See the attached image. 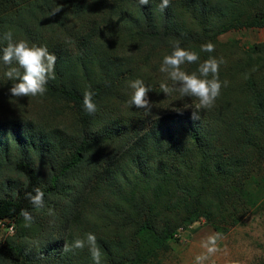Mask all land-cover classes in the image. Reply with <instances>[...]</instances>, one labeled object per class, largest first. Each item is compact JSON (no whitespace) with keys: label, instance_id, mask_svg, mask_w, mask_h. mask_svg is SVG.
Segmentation results:
<instances>
[{"label":"trees","instance_id":"trees-1","mask_svg":"<svg viewBox=\"0 0 264 264\" xmlns=\"http://www.w3.org/2000/svg\"><path fill=\"white\" fill-rule=\"evenodd\" d=\"M160 3L0 0V34L57 58L42 97L9 96L14 81L0 63V222L16 231L0 264H93L87 246L62 251L88 233L102 264H149L182 230L204 220L225 237L264 201V43L219 41L264 29V0ZM177 41L201 61L224 58L219 77L228 85L211 109L161 92L172 82L159 68ZM207 42L211 54L200 52ZM137 78L151 89L150 112L128 103ZM85 91L95 114L83 108ZM34 111L44 114L40 125ZM37 188L39 210L27 196ZM21 210L32 213L31 226Z\"/></svg>","mask_w":264,"mask_h":264},{"label":"clouds","instance_id":"clouds-1","mask_svg":"<svg viewBox=\"0 0 264 264\" xmlns=\"http://www.w3.org/2000/svg\"><path fill=\"white\" fill-rule=\"evenodd\" d=\"M139 5H149V0H138ZM170 0H161L159 7L163 10L169 7ZM0 63L6 66L4 77L9 81H14L8 88V95L11 97H42L46 91L49 79L54 78L56 56L47 47L29 44L26 40H14L13 33L6 31L0 34ZM215 45L207 42L200 45V52L213 53ZM225 63L223 57L209 55L207 59L201 61L200 53L180 46L177 41L172 45L169 54L163 56L159 71L165 73L167 80L172 82L171 86L167 82L160 84L161 92L166 96L173 92H178L180 97L195 98L198 101L197 110L211 109L215 101L221 94L223 87H227L228 81H221L219 77L220 66ZM197 64V69L191 73L182 70V65ZM132 90L129 105L137 109L151 111L149 93L151 89L142 79H135L129 82ZM83 108L88 114H95L97 105L93 101V93L85 91L83 94ZM192 118L198 119L196 111H192ZM29 202L34 209L45 207L44 192L39 188L35 189V194H27ZM48 214L53 215L51 208ZM20 215L25 221V227L31 226L34 217L28 210H21ZM9 234H14V228L8 230ZM223 237L220 233H213L201 242L204 251L197 255L193 264H207L209 258L219 251L218 242ZM87 246L93 264H102V252L97 245L95 234H86V239H75L71 245L64 244V253L72 252L76 249H84Z\"/></svg>","mask_w":264,"mask_h":264},{"label":"rangeland","instance_id":"rangeland-1","mask_svg":"<svg viewBox=\"0 0 264 264\" xmlns=\"http://www.w3.org/2000/svg\"><path fill=\"white\" fill-rule=\"evenodd\" d=\"M219 41L224 46L235 44L240 49H248L264 43V29L232 31ZM31 107L33 109L34 104ZM32 117L36 124L44 121V114L38 111H34ZM213 233L217 232L204 220L184 229L170 241L169 247L160 249L149 264H193L195 257L204 251L201 242ZM15 234V229L10 235L5 223L0 222V247ZM218 244L219 251L207 264H264V201Z\"/></svg>","mask_w":264,"mask_h":264},{"label":"built area","instance_id":"built-area-1","mask_svg":"<svg viewBox=\"0 0 264 264\" xmlns=\"http://www.w3.org/2000/svg\"><path fill=\"white\" fill-rule=\"evenodd\" d=\"M5 225H6V224H5ZM11 228H14V226H12V227H10V228L7 227L8 230L11 229Z\"/></svg>","mask_w":264,"mask_h":264}]
</instances>
